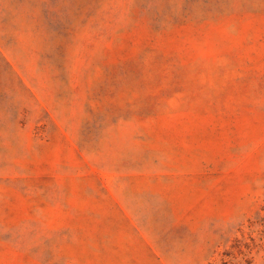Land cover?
I'll use <instances>...</instances> for the list:
<instances>
[{"label":"rangeland","instance_id":"1","mask_svg":"<svg viewBox=\"0 0 264 264\" xmlns=\"http://www.w3.org/2000/svg\"><path fill=\"white\" fill-rule=\"evenodd\" d=\"M0 264H264V0H0Z\"/></svg>","mask_w":264,"mask_h":264}]
</instances>
